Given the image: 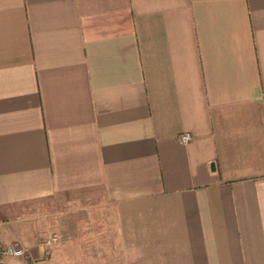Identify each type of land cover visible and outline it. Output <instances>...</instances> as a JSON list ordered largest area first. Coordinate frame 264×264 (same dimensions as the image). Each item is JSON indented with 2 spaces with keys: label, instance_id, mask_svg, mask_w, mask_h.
Instances as JSON below:
<instances>
[{
  "label": "crops",
  "instance_id": "crops-1",
  "mask_svg": "<svg viewBox=\"0 0 264 264\" xmlns=\"http://www.w3.org/2000/svg\"><path fill=\"white\" fill-rule=\"evenodd\" d=\"M0 243L264 264V0H0Z\"/></svg>",
  "mask_w": 264,
  "mask_h": 264
},
{
  "label": "built area",
  "instance_id": "built-area-1",
  "mask_svg": "<svg viewBox=\"0 0 264 264\" xmlns=\"http://www.w3.org/2000/svg\"><path fill=\"white\" fill-rule=\"evenodd\" d=\"M193 138L190 132H184L180 136V140L184 143L189 142ZM60 237L57 233L50 234L44 241V244L48 247L53 246L59 241ZM27 252L25 248L19 244L11 243L4 245L0 243V264H6V259L10 257L25 258ZM28 264H38L36 261L31 260Z\"/></svg>",
  "mask_w": 264,
  "mask_h": 264
},
{
  "label": "rangeland",
  "instance_id": "rangeland-1",
  "mask_svg": "<svg viewBox=\"0 0 264 264\" xmlns=\"http://www.w3.org/2000/svg\"><path fill=\"white\" fill-rule=\"evenodd\" d=\"M52 201H46V202H41L40 204H36L34 210H32L31 215H33L34 220H40L42 223H45L44 228L41 229L40 231V239L45 240L48 235L50 234L49 231H47L48 226H47V219L49 216V210H53L51 208ZM59 209H63V205L59 206ZM37 212L38 214H34ZM33 213V214H32Z\"/></svg>",
  "mask_w": 264,
  "mask_h": 264
}]
</instances>
